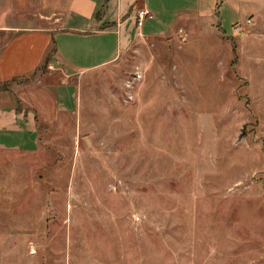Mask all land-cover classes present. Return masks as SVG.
Instances as JSON below:
<instances>
[{"label": "rangeland", "instance_id": "obj_1", "mask_svg": "<svg viewBox=\"0 0 264 264\" xmlns=\"http://www.w3.org/2000/svg\"><path fill=\"white\" fill-rule=\"evenodd\" d=\"M195 4L0 151V264H264V0Z\"/></svg>", "mask_w": 264, "mask_h": 264}, {"label": "crops", "instance_id": "obj_2", "mask_svg": "<svg viewBox=\"0 0 264 264\" xmlns=\"http://www.w3.org/2000/svg\"><path fill=\"white\" fill-rule=\"evenodd\" d=\"M189 1L0 0V34H10L0 41V151L36 150L37 119L73 109L77 74L114 61L137 35L168 32L176 17L197 12ZM140 9L150 17L137 26Z\"/></svg>", "mask_w": 264, "mask_h": 264}, {"label": "built area", "instance_id": "obj_3", "mask_svg": "<svg viewBox=\"0 0 264 264\" xmlns=\"http://www.w3.org/2000/svg\"><path fill=\"white\" fill-rule=\"evenodd\" d=\"M149 16L150 17V13L149 11L145 10V9H140L137 12V16H136V23L137 26H140L142 24V21L145 17ZM251 22V20L249 18H246L245 21L243 23H237L234 25V30L236 32H241L244 28V26L248 25ZM50 68H52V66H49Z\"/></svg>", "mask_w": 264, "mask_h": 264}, {"label": "trees", "instance_id": "obj_4", "mask_svg": "<svg viewBox=\"0 0 264 264\" xmlns=\"http://www.w3.org/2000/svg\"><path fill=\"white\" fill-rule=\"evenodd\" d=\"M218 7H219V4H217V6H216V9L214 11V15H216V17H217L219 29L223 32V30L221 29V26H220L219 18H218V10H217ZM46 66H47V61H45V63L42 65V68H45Z\"/></svg>", "mask_w": 264, "mask_h": 264}]
</instances>
